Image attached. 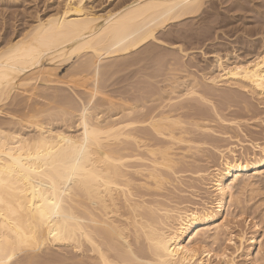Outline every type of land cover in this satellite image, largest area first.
I'll list each match as a JSON object with an SVG mask.
<instances>
[{"label": "bare ground", "instance_id": "bare-ground-1", "mask_svg": "<svg viewBox=\"0 0 264 264\" xmlns=\"http://www.w3.org/2000/svg\"><path fill=\"white\" fill-rule=\"evenodd\" d=\"M86 1L35 13L0 45V261L264 264V140L218 148L238 138L235 118L264 123L245 99L264 106V0H116L104 13ZM157 48L166 76L103 91ZM243 215L248 237L229 230Z\"/></svg>", "mask_w": 264, "mask_h": 264}, {"label": "rangeland", "instance_id": "rangeland-1", "mask_svg": "<svg viewBox=\"0 0 264 264\" xmlns=\"http://www.w3.org/2000/svg\"><path fill=\"white\" fill-rule=\"evenodd\" d=\"M14 1V0H13ZM12 0H2L1 2H0V45H2V42L3 41H5L7 38H8V35L10 34V33H12V31H13V33H12V35L13 34H15L17 31H19L20 29H22L23 27H24V24H23V22H26L27 20L29 21V18H30V16H34V14L35 13H41V14H39L40 16L41 15H43L44 13H46L47 14V12L50 10V11H52V10H54L58 5V3H60L61 4V0H25V1H23V0H15L14 2H13ZM60 1V2H59ZM92 1V2H91ZM102 1V2H101ZM108 1V2H107ZM118 1V0H117ZM3 2V3H2ZM12 2V3H11ZM58 2V3H57ZM104 2V3H103ZM113 2H114V4L116 3V0H97V3H96V0H90V1H86V6L87 7H93L94 8V11H98V13H104L107 9L109 10V9H111V8H113V6H114V4H113ZM94 3V4H93ZM99 3H101V4H99ZM98 4V5H97ZM8 6V7H7ZM54 7V9H53V7ZM99 6H102V7H99ZM112 6V7H111ZM49 7V8H48ZM99 9H98V8ZM3 8V9H2ZM6 8V9H5ZM103 8V9H102ZM38 9V10H37ZM46 9V10H45ZM101 9V10H100ZM3 10V11H2ZM35 11V12H34ZM102 11V12H101ZM104 11V12H103ZM33 12V13H32ZM221 12V11H220ZM221 13H224V12H221ZM30 14V15H29ZM33 14V15H32ZM26 15H28V16H26ZM228 15V14H227ZM216 17H218V18H220L219 16H214L213 17V19L214 18H216ZM20 18V19H19ZM27 18V19H26ZM12 19V20H11ZM212 18L210 19V20H213ZM15 20V21H14ZM233 20H235V19H231V21H233ZM13 23V24H12ZM11 25V26H10ZM20 25V26H19ZM10 26V27H9ZM20 28V29H19ZM188 28V27H187ZM7 29H8V31H7ZM11 30V31H10ZM7 32H8V34H7ZM7 35L6 37L7 38H5V36L4 35ZM240 34V35H239ZM3 35V36H2ZM12 35H10V36H12ZM9 36V37H10ZM238 37V36H241V33L239 32L237 35H235V36H233V38L232 37H229V39L228 38H225V39H219L218 40V42H221V44H225V46L226 47H228V46H231L232 45V43L230 44V42H232L234 39H235V37ZM226 39H228V40H226ZM232 41H231V40ZM3 40V41H2ZM225 40V41H224ZM229 43V44H228ZM186 46H188L187 48H193V49H197V50H199L200 51V49H198L199 47H200V45L199 44H196V43H194L193 41H192V43L191 42H188L187 43V45ZM202 49L201 50H203V51H207V49L208 48H206V46H203V47H201ZM163 49H165V48H163ZM163 49H159V48H157V49H155L154 50V52H156L157 51V53H159V56L161 57V58H159V60H158V58H155L156 60H158V61H156V62H154L155 61V59H154V61H152L151 60V58L153 57V56H151L150 58H147V59H145V60H143V62H141L139 65H137V66H134V67H130V68H123V69H121V71L119 70V74L118 73H116V72H112V74H108L110 77H108V75L107 76H105L106 78H107V80H106V78H105V83H106V86H104L105 85V83L104 82H102V83H104L103 84V86H104V88H105V90L103 89V91H105V93H106V91H108V92H110V90L111 91H114L116 94H118L117 93V91H119V92H123V91H125V89L124 88H127V90H129L128 88H131V86H134V84L137 82V80H139V77H140V80H142L141 79V76L143 75V74H146L147 73V71L149 72L151 69H155V71H156V73L155 74H157V73H159V71L161 70V73H159V74H157L158 76H159V78H161V76L163 75V74H165V71H166V68H167V62H169L168 61V58H170V55H168V52L166 53V52H164L165 50H163ZM162 50V51H161ZM167 50H169V49H167ZM170 51V50H169ZM199 51H196V50H192V51H189V52H194V53H192L194 56H195V61L194 62H198L199 60H200V63H199V65H204L205 64V62H202L203 61V59L202 58H200V54H199ZM163 52V53H162ZM165 53V54H164ZM165 56V57H164ZM169 56V57H168ZM164 59V60H163ZM165 60H166V62H165ZM146 61H148V62H146ZM186 61H189V59H187L186 58ZM148 63L147 65H146V63ZM149 62H154V63H157L158 64V66L157 67H155L154 65H152V67H150L151 65H150V63ZM143 63L145 64V65H143ZM166 63V64H165ZM162 64H163V68H162ZM71 65V64H70ZM69 65V66H70ZM142 65V66H141ZM156 65V64H155ZM166 65V66H165ZM188 65H190V64H188ZM69 66H67V67H61L60 68V76H62L63 74H64V72H65V70L69 67ZM144 66V67H143ZM135 67H138L139 69H137V68H135ZM143 68V70H142V68ZM147 68V70H144V69H146ZM155 67V68H154ZM166 67V68H165ZM64 68V69H63ZM150 68V69H149ZM156 68H157V70H159V71H157L156 70ZM160 68V69H159ZM124 69H126V70H124ZM165 69V70H164ZM135 71V72H133V71ZM138 70V71H137ZM190 71H192L193 69H189ZM69 71H74L73 69H69ZM124 71V72H123ZM129 71H130V73H129ZM140 71V72H139ZM194 73H196V74H198L197 73V70H195V68H194ZM122 72V73H121ZM126 72V73H125ZM138 72V73H137ZM145 72V73H144ZM167 72H169L168 70L166 71V74H167ZM193 72V71H192ZM137 73V75H135V77H134V74H136ZM115 74V75H114ZM128 74V75H127ZM133 74V75H132ZM162 74V75H161ZM166 74H165V76H166ZM111 75H114V76H112V78H111ZM125 75V76H124ZM131 75V76H130ZM141 75V76H140ZM92 76H94L95 77V75H91L90 74V76L88 75L87 76V82H86V84H88V83H90V82H88V81H91L90 80V77L92 78ZM123 76V77H122ZM127 76V77H126ZM139 76V77H138ZM93 77V79H94V81L95 80H100V78L98 79V77L96 76L95 78ZM129 77H130V79H129ZM132 77H134L133 79H131ZM138 77V78H137ZM163 77V76H162ZM111 78V79H110ZM124 78V79H123ZM125 78H127L128 79V81H127V79H125ZM136 78V80H134ZM109 79V80H108ZM119 80H121L122 82H123V80L125 81V82H123V83H121V81H119ZM129 80H131V81H133V82H131V81H129ZM92 83H95V82H97V81H95V82H93V81H91ZM117 82H119L118 84H116ZM128 82V83H127ZM130 82L132 83V85L130 84ZM92 83H90V84H88V85H90V87L92 86ZM121 83V84H120ZM127 84V86H126V84ZM108 86V87H107ZM122 86V87H121ZM100 87V86H99ZM106 87H107V89H106ZM119 87V90H117L116 88H118ZM121 87V88H120ZM122 89H124V90H122ZM79 92H81V89H79L78 90ZM77 91V92H78ZM78 92V93H79ZM221 92V91H220ZM114 93V94H115ZM115 94V95H116ZM244 96H245V94H244ZM20 97V96H19ZM19 97H17V98H19ZM22 97H24V95H22ZM246 97V98H245ZM244 98L245 99H247V101H249L250 103L251 102H253V103H251L256 109H258L257 111L258 112H263L264 111V106L263 105H258L259 106V108H258V106L256 105L257 103L252 99L251 100V98L250 97H248L247 95L245 96ZM235 100V99H234ZM237 100V99H236ZM235 100V101H236ZM214 101L218 104L219 102H217L218 101V99H214ZM228 102H230V100L228 101ZM231 103V102H230ZM229 103V104H230ZM234 105V106H232V108H231V110H236V111H238V105L236 104V103H231V105ZM236 105V106H235ZM256 105V106H255ZM264 113V112H263ZM236 116V115H235ZM3 117V116H2ZM1 116H0V118H2ZM237 117V116H236ZM239 117V116H238ZM232 118H233V116H232ZM235 118V117H234ZM240 118V117H239ZM228 119H231V117H230V115L228 116ZM241 119V118H240ZM240 119H236L235 118V120H237V121H239V125H240V129H236L235 128V130L237 131L236 133H237V135H238V138L236 139H233V140H231L230 141V144H229V140H223V141H220L219 143H218V148L219 149H221V150H224V148H233L234 146H235V148H233L234 150H236V153L237 154H239L240 152L241 153H243L244 154V152L245 153H249L250 152V149H249V147H247L248 146V144L247 143H249L248 142V139L249 140H253V139H258L260 142H262L263 140H264V134H263V132H264V123L262 124V122H260L259 120L257 121L256 119H253V120H250L249 122H245L244 120H241L240 121ZM253 121V122H252ZM255 121V122H254ZM246 123V124H245ZM250 123L252 124V125H250ZM261 123V124H260ZM242 125V126H241ZM249 125V126H248ZM220 130V129H219ZM241 132V136H239V132ZM256 131V132H255ZM249 132V133H248ZM258 132V133H257ZM253 133V134H252ZM256 133V134H255ZM262 133V134H261ZM248 136H246V135ZM250 136H249V135ZM257 134H259V135H257ZM263 135V136H262ZM244 138H243V137ZM254 136V138H252ZM256 136H259L258 138L256 137ZM242 137V138H241ZM251 139H250V138ZM260 138H262L263 140H260ZM238 140V141H237ZM225 142H227V143H225ZM223 145H222V144ZM224 145H226L225 147H224ZM242 145V146H241ZM228 146V147H227ZM240 148V149H239ZM244 148V149H243ZM247 150L249 151V152H247ZM240 151V152H239ZM244 151V152H243ZM240 155V154H239ZM216 161V159H214V162ZM188 178V177H187ZM187 178H185V180H188ZM184 181V180H183ZM187 183L186 184H188V182H191V180H189V181H186ZM263 182V183H262ZM262 184V185H261ZM260 186H262L261 187V191H262V193L264 192V180H262L261 181V183H260ZM186 190H185V189ZM263 189V190H262ZM183 190H185L186 192V194H190V192H191V190L192 189H187L186 188V186H184L183 187ZM188 190H190V191H188ZM202 190V191H201ZM193 191L195 192V190H192V192L191 193H193ZM197 194L196 195H198V197L197 198H199V199H204L202 196H204V195H206V194H202V193H204V190L202 189V188H197ZM185 193L183 194L182 193V196L184 197V196H186L185 198H184V200L186 201V200H189L190 198H189V195H185ZM264 194V193H263ZM188 196V197H187ZM191 196V195H190ZM200 196V197H199ZM202 197V198H201ZM264 198V195L262 196V195H259V196H257L256 197V199L258 198ZM260 198V199H261ZM187 202H191L190 204L192 205V204H197L198 202L197 201H195V200H193V198H191V200L190 201H187ZM192 202H194V203H192ZM251 204H252V201L250 202ZM251 204H249L248 203V205L247 206H245V207H248L247 209V214L248 215H246V216H249L250 214V217L251 218H254L255 216H256V220L254 219L253 221L255 222V221H257L258 219H257V216H258V211H256V209L254 210V209H252V210H250L251 208H249V206H251ZM262 207H264V205L262 206ZM250 210V211H249ZM259 210V209H258ZM253 211H255V213H253ZM245 215H243V216H241V217H239L238 218V220L236 219V220H232V219H230L231 221H230V224H229V226H230V228H229V230L230 231H232L233 232V235H236V234H238V233H240V231H243V232H245V233H247L246 234V237H248L250 234H251V232H252V229L251 228H249L250 227V225H249V227L247 228L246 227V223L244 222V217H246ZM244 222V223H243ZM244 224V225H243ZM260 226H262V223H260ZM247 229H246V228ZM259 232V231H258ZM223 238H225V237H223ZM261 238V237H260ZM262 239V238H261ZM259 240V239H258ZM230 248V249H229ZM231 249H233V247L231 248V246L229 247L228 246V250H227V253L228 254H231L232 252H233V250H231ZM236 255V254H235ZM238 255V254H237ZM236 255V256H237ZM234 256V255H233ZM236 256H234L236 259H235V261L237 262V264H246L247 262L246 261H244V259L242 258V257H236ZM216 262V261H215Z\"/></svg>", "mask_w": 264, "mask_h": 264}, {"label": "snow or ice", "instance_id": "snow-or-ice-1", "mask_svg": "<svg viewBox=\"0 0 264 264\" xmlns=\"http://www.w3.org/2000/svg\"><path fill=\"white\" fill-rule=\"evenodd\" d=\"M85 135H87V133ZM85 144H87V140H85ZM8 259L11 260V257H9ZM0 264H5V262L4 261H0Z\"/></svg>", "mask_w": 264, "mask_h": 264}]
</instances>
